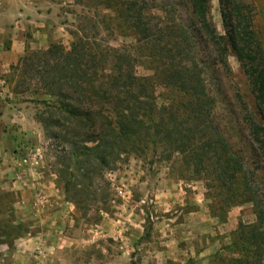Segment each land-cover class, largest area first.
Returning <instances> with one entry per match:
<instances>
[{
	"label": "trees",
	"instance_id": "1",
	"mask_svg": "<svg viewBox=\"0 0 264 264\" xmlns=\"http://www.w3.org/2000/svg\"><path fill=\"white\" fill-rule=\"evenodd\" d=\"M169 1L157 7L154 0H104L135 45L101 49L95 36L76 28L68 50L60 44L25 50L10 68L18 76L14 92L41 106L36 120L56 147L54 173L77 212L112 211L104 177L129 158L166 164L181 179L203 181L215 210L253 205L255 222L237 234L238 264H261L260 180L245 168L213 111L234 56L254 98L255 109L243 110L249 156L264 175L263 45L242 0H218L222 33L212 23L210 0H183L182 8ZM144 63L152 76H137ZM157 88L164 93L157 96Z\"/></svg>",
	"mask_w": 264,
	"mask_h": 264
},
{
	"label": "rangeland",
	"instance_id": "2",
	"mask_svg": "<svg viewBox=\"0 0 264 264\" xmlns=\"http://www.w3.org/2000/svg\"><path fill=\"white\" fill-rule=\"evenodd\" d=\"M103 1L0 0V56L9 49L8 27L14 26L23 35L24 52L52 44L68 50L69 31L76 28L95 36L101 49L133 47V33ZM154 1L157 7L163 3ZM182 1L169 3L182 8ZM242 1L264 48V0ZM6 12H19V23L9 14L4 18ZM210 17L222 33L218 0H210ZM227 61L229 72L221 76L213 116L245 168L260 180L257 199L264 209L262 164L249 156L243 112L255 109L254 98L235 57ZM17 63L0 61V264H238L237 234L255 222L253 205L215 210L216 200L203 181L181 179L166 164L149 166L129 158L104 177L112 211L100 216L77 212L54 173L56 147L36 120L41 106L28 94L14 92L18 76L10 68ZM136 74L152 76L147 63ZM161 93L157 88L156 95Z\"/></svg>",
	"mask_w": 264,
	"mask_h": 264
},
{
	"label": "crops",
	"instance_id": "3",
	"mask_svg": "<svg viewBox=\"0 0 264 264\" xmlns=\"http://www.w3.org/2000/svg\"><path fill=\"white\" fill-rule=\"evenodd\" d=\"M6 14L9 13L6 12L5 15L2 16L6 18ZM18 17H19V12L17 13L10 12L9 16H7V18H14L15 21H18L17 23H19ZM8 29H9L11 44L8 50L2 52L0 56V61H2L7 65H13L19 61V59L22 57V54L24 53L23 44H22L23 35L22 33H20L21 30H19L18 26H14L12 28L8 27ZM1 119L2 117L0 116V122Z\"/></svg>",
	"mask_w": 264,
	"mask_h": 264
}]
</instances>
